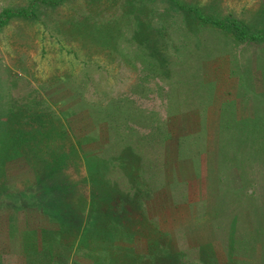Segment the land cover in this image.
<instances>
[{
  "label": "rangeland",
  "instance_id": "1",
  "mask_svg": "<svg viewBox=\"0 0 264 264\" xmlns=\"http://www.w3.org/2000/svg\"><path fill=\"white\" fill-rule=\"evenodd\" d=\"M180 1L0 0V264H264V0ZM119 157L133 218L46 244L36 182Z\"/></svg>",
  "mask_w": 264,
  "mask_h": 264
},
{
  "label": "trees",
  "instance_id": "2",
  "mask_svg": "<svg viewBox=\"0 0 264 264\" xmlns=\"http://www.w3.org/2000/svg\"><path fill=\"white\" fill-rule=\"evenodd\" d=\"M181 5L180 7L184 9L186 7L185 3H181L180 0H176ZM139 10L136 14H140L142 11V8L140 4ZM137 5V6H138ZM5 17L8 18L12 13L10 10H5ZM18 14L22 15H31L33 14V11H26L24 9H21L17 12ZM122 16V20L124 18ZM198 18H203L205 22L212 23L219 25L221 27H230L232 23L230 21L225 22L221 21L218 18H212L211 16L205 17L202 13L198 14ZM128 21H137V23L134 24V31L136 34L135 36H143L145 33L141 32L145 30V23L146 19L142 17H133L131 20ZM127 21V22H128ZM128 28V27H127ZM239 36L244 37L247 35L246 31L244 29L238 30ZM264 37V33H255L252 35V38H261ZM157 42H160L159 40H156ZM167 55V54H166ZM234 132L231 133L230 136L225 135V140H235L237 141L238 138H241L242 135L246 136L247 133L240 132ZM235 134V135H234ZM252 137V136H251ZM227 142V141H226ZM133 147V146H132ZM130 151V154L134 152V150H128ZM122 153V152H121ZM96 159V165L93 167L94 169L91 170V172L88 174V177L86 179V185L89 188V198L88 196H85L84 193L80 194L81 202L76 203V201L71 200L72 196H75L76 192L74 187L77 186L75 183L72 182L66 183L62 185V189L55 187L52 189L53 185L49 180L40 179L36 182V187L38 189L43 186L45 189H48V192H41L38 194V200L40 202L41 206V213L43 215H46L44 217L45 221L38 222L37 226L41 227L44 232V240L47 244L48 240L49 243H54V241L58 239H62L66 237L67 235H77V233L82 231L83 233H86L87 230L84 229L86 226L94 225L96 228L99 229H107L106 225H117L122 224V220H126L128 218H133L132 210L130 211L125 206V201H122L120 205L121 209H116L119 206H115V203H117L119 197L116 194V192L119 191V188L117 185V182L113 180V177L109 174L114 171L115 167L118 164V167H122L124 164V158L120 159L117 162H110L109 160H105L104 158H95ZM114 159V158H113ZM134 161H140L139 157H134ZM138 163V162H137ZM132 164V162L130 163ZM134 166V164H133ZM141 169V166H138ZM52 189V190H51ZM73 191V192H72ZM34 192V191H33ZM54 192L59 193L57 195H54V198L51 199L52 201H49L48 194ZM44 195V197L42 196ZM121 194V193H119ZM8 196H4L2 193L0 194V200L7 199ZM121 198V196H120ZM128 198V197H127ZM70 201V202H69ZM129 205V204H128ZM115 206V207H114ZM113 208V210H112ZM110 213H116V216H110ZM110 218V220H109ZM106 220L108 221L106 224ZM48 224H52L56 226L57 228L50 229L48 228ZM123 225V224H122ZM124 226V225H123ZM250 231L258 232V229L252 228ZM255 234V235H256ZM248 239V238H246ZM242 241L243 240H239ZM252 241V240H251ZM251 241H249L251 243ZM259 243V242H258ZM257 244V243H256ZM238 247V242H237ZM238 259L235 260V264H238ZM218 264L216 262L215 258L211 259L209 261H205V263L200 264Z\"/></svg>",
  "mask_w": 264,
  "mask_h": 264
}]
</instances>
